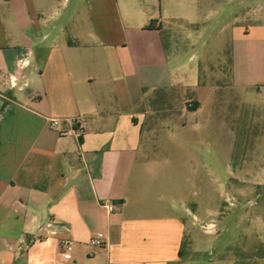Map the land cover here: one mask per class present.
Masks as SVG:
<instances>
[{
  "label": "crops",
  "instance_id": "0c3cea01",
  "mask_svg": "<svg viewBox=\"0 0 264 264\" xmlns=\"http://www.w3.org/2000/svg\"><path fill=\"white\" fill-rule=\"evenodd\" d=\"M226 3L0 0V264H191L180 256L189 237L180 200L146 186L159 153L142 147L143 96L194 84L164 38ZM251 33L238 40L231 75L264 87V23ZM53 118H81L85 131L70 136L72 125L54 129ZM98 236L104 245H91Z\"/></svg>",
  "mask_w": 264,
  "mask_h": 264
},
{
  "label": "rangeland",
  "instance_id": "374dc122",
  "mask_svg": "<svg viewBox=\"0 0 264 264\" xmlns=\"http://www.w3.org/2000/svg\"><path fill=\"white\" fill-rule=\"evenodd\" d=\"M244 1L227 0L198 26L179 23L181 38L164 39L181 72L188 78L195 70L194 84L143 96L149 114L142 147L159 153L146 186L180 200L191 264L264 256V87L231 75L238 40L264 23V0Z\"/></svg>",
  "mask_w": 264,
  "mask_h": 264
},
{
  "label": "built area",
  "instance_id": "2783aa9c",
  "mask_svg": "<svg viewBox=\"0 0 264 264\" xmlns=\"http://www.w3.org/2000/svg\"><path fill=\"white\" fill-rule=\"evenodd\" d=\"M191 106H193V104H190V107ZM63 121L72 125V128L67 132V134L70 136L80 137L83 134V132L85 131V125H84V122L81 118H72V119H67V120H61V119L53 118V119H50L49 124L52 128L57 129ZM105 207H106L108 213H110V214L115 212L116 210H118L117 206L109 204V203H106ZM99 236H101V234H99ZM99 236L91 238L90 244L93 246H103L104 241L99 239ZM63 247H64L63 255L66 258L70 259L71 258V251H72L71 243L63 242Z\"/></svg>",
  "mask_w": 264,
  "mask_h": 264
},
{
  "label": "trees",
  "instance_id": "16d2710c",
  "mask_svg": "<svg viewBox=\"0 0 264 264\" xmlns=\"http://www.w3.org/2000/svg\"><path fill=\"white\" fill-rule=\"evenodd\" d=\"M152 27V24H149L148 25V28H151ZM156 92H163V91H156ZM165 93V92H164ZM197 107V104L195 103L194 106H191V109H195ZM185 242L186 240H184V242H182V245H181V248H180V256L183 257L184 256V246H185Z\"/></svg>",
  "mask_w": 264,
  "mask_h": 264
}]
</instances>
